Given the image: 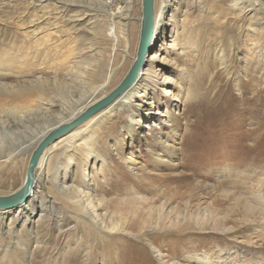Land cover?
<instances>
[{"label": "rangeland", "instance_id": "obj_1", "mask_svg": "<svg viewBox=\"0 0 264 264\" xmlns=\"http://www.w3.org/2000/svg\"><path fill=\"white\" fill-rule=\"evenodd\" d=\"M104 1L0 0V196L23 186L41 133L106 97L137 58L142 0L131 7L113 0L130 20V45L114 48ZM231 3L156 0L163 13L150 84L82 134L94 144L89 156L85 147L69 150V159L63 147L50 153L37 168L31 208L0 210V264H162L159 250L169 255L165 263L196 264L187 258L201 249L212 253V264H264V8L239 13ZM112 69L106 93H96ZM61 164L68 186L91 182L100 198L111 189L105 199L128 214L129 232L88 229V217L53 187ZM136 189L152 205H139L133 217L121 205ZM188 202L211 208L206 229L153 227L156 208L167 203L168 211L184 212ZM150 209L154 220L145 224ZM103 210L109 223L113 213Z\"/></svg>", "mask_w": 264, "mask_h": 264}, {"label": "bare ground", "instance_id": "obj_2", "mask_svg": "<svg viewBox=\"0 0 264 264\" xmlns=\"http://www.w3.org/2000/svg\"><path fill=\"white\" fill-rule=\"evenodd\" d=\"M99 1V0H98ZM101 2V1H100ZM105 2V11L103 12L105 15L102 17V19H104V22L107 21L106 18H108V21L110 23L109 25V30H108V34H110V38L112 39L113 43H112V48L117 47L120 44H125L126 45H130L129 43V26H128V20H129V16L126 15L125 16V11L122 8H118L117 10L113 9L114 6V1L113 0H106ZM132 2L133 0H129L128 4L130 5V7L132 6ZM66 5V4H64ZM264 8V6L262 5V3L260 2V0H232L231 3V8L236 11H238L239 13H248V14H253V12L259 8L261 6ZM55 9V8H54ZM85 9V8H84ZM157 6H155V19H154V36H153V40L151 42V46H150V51L147 55L146 58V62H145V67L141 70V73L139 74V77L135 83V85L125 94L123 95L120 99H118L117 101H115V103H113L111 106H109L108 108L102 110L100 113H98L96 116L92 117L91 119H89L88 121H86L85 123H83L81 126H79L77 129H75L73 132H71L70 134H68L67 136L61 138L60 140H58L55 144H53L51 147H49L45 153L43 154V156L41 157L38 167L42 166L45 162L47 163L48 158L50 157V153L52 152H56V150H58L60 147L65 148L63 153V156L67 159H69L70 156V152H68L69 150H72L71 152L74 153L73 151H77L80 149V147L82 148H86L85 152H87L88 156L93 152V146L94 144L92 143L91 140H86L85 136H82V134L86 131H89L91 128L97 127V125H99L105 118H107V116L111 113H113V111L119 107L120 105L123 104V102H125V100L128 99V95L134 91H139L142 88H145L148 84H150V72H148L147 68H151V66H153V64H155V54H153V51L155 49L156 43L159 41L160 37V32H161V19H162V8L159 10H157ZM117 11V12H116ZM90 12V11H89ZM100 13V12H99ZM102 13V12H101ZM120 13V17H118L117 15ZM102 15V14H101ZM232 15V14H231ZM264 17V15L262 16ZM101 19V18H100ZM106 19V20H105ZM117 19H119V22H117ZM252 19H254L252 17ZM122 21L125 22V25L122 23ZM130 21V20H129ZM258 22V21H257ZM106 23V22H105ZM253 23V22H252ZM56 24V23H55ZM141 24H142V16H141ZM54 25V24H53ZM258 26L256 23H254L252 25V28H256L255 27ZM263 25V24H262ZM107 26V25H106ZM57 27V26H56ZM184 27V26H183ZM182 28V27H181ZM126 30V31H125ZM188 31V30H187ZM186 32V31H185ZM256 29H254V31L252 32L253 34H255ZM48 38V37H47ZM49 42V41H46ZM53 42V41H52ZM139 42H140V38H139ZM257 45V44H256ZM139 48V46H138ZM256 48V47H255ZM129 49V48H128ZM116 58V57H115ZM76 59V58H75ZM137 59V58H136ZM135 59V61H136ZM157 59V58H156ZM161 59V58H160ZM117 60V59H116ZM134 61V62H135ZM85 63V62H84ZM134 64V63H133ZM132 64V65H133ZM89 65V64H88ZM131 65V67H132ZM149 65V66H148ZM78 66V65H77ZM115 66V65H114ZM111 68V67H110ZM131 69V68H130ZM79 72V71H78ZM116 72V70H110V74L107 76L106 80L98 87H95L94 91L96 93L102 92L106 86H108L111 81L112 78L114 76V73ZM129 72V71H128ZM63 74V73H62ZM72 75V73L70 74ZM151 78V77H150ZM72 80V79H71ZM163 80V78H162ZM152 81V80H151ZM158 80H156L157 82ZM71 82V81H70ZM154 84L155 81H153ZM160 83V82H159ZM68 85V84H66ZM73 85V84H72ZM71 86V85H70ZM92 87V86H91ZM72 88V87H71ZM242 88V87H241ZM76 93V92H75ZM103 93H106V91L104 90ZM166 96L168 91L165 90ZM190 93V92H188ZM192 94V93H191ZM98 96V95H97ZM146 97V96H145ZM242 97H246V92H244V94L242 95ZM179 98L182 99V101L185 103V101H187L184 96L180 93L179 94ZM244 98H242L243 100H245ZM102 99V98H101ZM100 99V100H101ZM98 100V101H100ZM96 101V102H98ZM251 102V105L254 104V102L256 103L257 100L253 99L249 100ZM249 105L248 101L247 104ZM246 105L243 103L242 106V110L247 112H249V109L246 107ZM171 108H167L164 117L167 119H170L169 117L171 116ZM254 111V108L252 109ZM82 111V110H81ZM76 112L75 110H73V112L71 114H69V116L67 118H63L61 119L57 125L63 123V122H68L69 120H71L72 118L78 116L80 113L82 112ZM70 113V112H69ZM246 117V116H245ZM48 118V117H47ZM251 118V117H250ZM249 120V119H248ZM164 122V121H163ZM165 124V123H164ZM240 124V123H239ZM56 125L54 126H50L49 128L46 129L45 132H42L41 136L42 138L39 140L41 141L43 139V137L45 135H47L52 128H54ZM100 127V126H99ZM177 128V127H175ZM95 131V129H92ZM174 131V130H173ZM88 133V132H87ZM90 134V133H89ZM177 133L175 132L174 135H176ZM253 134V133H252ZM84 135V134H83ZM34 137V136H33ZM92 137V136H91ZM78 139H80V141L82 142L80 145H76L78 142ZM84 140V142H83ZM2 141V140H1ZM79 144V143H78ZM82 145V146H81ZM169 145V144H168ZM168 148V147H167ZM61 149V148H60ZM97 149V148H96ZM62 150V149H61ZM81 150V149H80ZM97 152V150H95ZM169 151V150H168ZM78 152V151H77ZM95 152V153H96ZM100 152V151H99ZM69 153V154H68ZM100 154V153H99ZM11 155V154H10ZM62 155V154H61ZM85 155V154H84ZM95 155V154H94ZM100 156V155H99ZM103 157V156H102ZM12 159V158H11ZM72 159V158H71ZM98 159V158H97ZM96 159V161H97ZM104 159V158H101ZM50 160V159H49ZM130 160V159H129ZM69 161V160H68ZM77 161V160H76ZM101 161V160H100ZM50 162V161H49ZM85 162V161H84ZM104 162V161H103ZM106 163V162H105ZM104 163V164H105ZM72 166V165H71ZM81 166V165H80ZM109 167V166H108ZM107 167V168H108ZM81 168V167H80ZM59 169V173L52 177L51 181L53 184V187L56 189L55 191H57L60 195H62V197H64L63 199L66 200V203L69 205V207L75 208L79 213L83 214L84 216L88 217L89 221L91 222L90 226H88V229H91L92 227H94V229L98 230L99 233H101V231L104 232H109L111 233H124V232H129L128 231V223H129V216H127L128 214L126 212H123L121 214V211H119L120 209H117L115 207H112L111 202L108 203V201H106V196H109L111 194V189L107 190L106 193H104L106 196L102 198L99 197V195H94L91 189V186L93 184L88 183V186L84 189L83 188H77L75 186H68L67 184H69L68 181V177H67V171H65V168L63 166V164H61V166L58 167ZM37 171V170H36ZM114 171V170H113ZM65 172V173H63ZM101 172V171H100ZM106 172V171H105ZM63 173V175H62ZM95 173V172H94ZM103 174V173H102ZM135 174V173H134ZM99 175V174H98ZM106 176V175H105ZM94 177V176H92ZM107 177V176H106ZM113 177V176H112ZM96 178V177H95ZM94 178V179H95ZM107 181L105 182H109L112 183L116 180L112 178H108L106 179ZM91 181V180H90ZM94 181V180H93ZM97 183V182H96ZM40 183L36 182V187L39 185ZM82 184V183H81ZM111 185V184H110ZM99 187V186H98ZM140 191V190H139ZM139 191L134 192V195L136 194L137 196H133L131 199H123V205L121 206H125L126 208H130V210H132V216L135 217L136 215H138L137 213V209L139 205H147L150 206L152 205L151 203H148L147 199L144 198L143 195H140ZM143 192V191H142ZM113 194V193H112ZM36 195H35V191L32 194V197L29 201L28 204L22 206L19 209H24V208H31V204L33 203V200L35 199ZM239 198V197H238ZM237 198V199H238ZM120 199V198H119ZM236 199V201H237ZM115 201V199L113 200V202ZM120 201V200H119ZM190 201V200H189ZM238 201H240V199H238ZM118 201H115V205H118ZM120 204V203H119ZM249 203H247L246 205H248ZM192 203L188 202L184 212H176L173 211L172 209H170V211H168V204L167 203H163L159 208L155 209H150L149 210V218L144 222L145 224H147L148 222H151L153 217L151 215V212H153V210L157 211V219L154 222L155 226L153 227H159L162 229H165L167 227H178V226H184L186 224H194L195 226L199 227V229L204 230L206 229L205 226L207 224H209V219H211V217L213 216V212L211 210V208L209 206H207L204 210H202V208L199 206H195V208H192ZM42 206L44 207L45 205L42 203ZM120 206V205H119ZM103 209H107L108 211H111L113 213V216L110 217V221L109 223L106 221V216L102 214V212L104 211ZM194 210V211H191ZM119 213L121 215H123V217L114 218V216H118ZM131 213V212H130ZM155 214V212H153ZM171 213H175L172 214L170 216ZM48 215V214H47ZM78 215V214H77ZM111 215V214H110ZM77 217V216H76ZM81 217V216H80ZM113 218V219H112ZM260 219L261 221L264 220V211L262 213H260ZM37 220V219H36ZM41 222L45 221L44 216L42 215L40 217ZM154 220V219H153ZM43 223V222H42ZM59 224V223H58ZM61 225V224H60ZM150 225V224H149ZM188 225V226H189ZM59 231L63 230L62 226H58L57 227ZM185 230V229H183ZM108 233V234H109ZM239 232L238 231H234L233 234L231 235V237H236L235 235H238ZM112 236V235H111ZM118 237V236H117ZM132 237V236H131ZM215 237V236H214ZM115 238V237H114ZM201 238V237H199ZM104 240H108L109 238H103ZM112 241V240H109ZM115 241V240H113ZM122 241V240H121ZM122 243V242H121ZM151 244L153 245V243L151 242ZM8 245V244H7ZM91 246V245H90ZM131 247V246H130ZM129 247V248H130ZM25 250V249H24ZM219 252L220 251H224L223 249H218ZM216 249V252L218 251ZM128 252V251H127ZM143 252V251H142ZM159 258L160 261L162 262V264H176V262H171L172 260H168L165 263L166 258L169 257V255H166V257H163V251L159 250ZM188 252V251H187ZM192 252V251H191ZM29 253V252H28ZM27 253V254H28ZM131 253V252H130ZM90 254V253H88ZM175 255V254H174ZM182 255V254H181ZM211 255L212 253H210L209 251H207L206 249H201V251L197 254V256L193 258V260H190L187 258V261H193V263L195 262L196 264H212L211 261ZM130 256V255H129ZM136 256V255H135ZM237 257V256H236ZM67 258V257H66ZM86 258V257H85ZM183 259V258H182ZM185 259V258H184ZM188 263V262H187ZM240 264L242 262H239ZM183 264V263H180ZM225 264H232V262L230 261L229 263H225Z\"/></svg>", "mask_w": 264, "mask_h": 264}, {"label": "water", "instance_id": "obj_3", "mask_svg": "<svg viewBox=\"0 0 264 264\" xmlns=\"http://www.w3.org/2000/svg\"><path fill=\"white\" fill-rule=\"evenodd\" d=\"M260 2L264 6V0H260ZM155 6L156 0H142V24L137 59L121 83L106 97L89 105L87 109L78 116L72 118L68 122L56 125L41 141L38 142L32 151L23 186L12 195L0 196L1 211L8 212L17 210L29 203L36 187V170L39 161L49 147L73 132L92 117L96 116L102 110L111 106L135 85L141 70L145 67L146 58L153 40ZM39 138L41 137H38L37 139Z\"/></svg>", "mask_w": 264, "mask_h": 264}]
</instances>
